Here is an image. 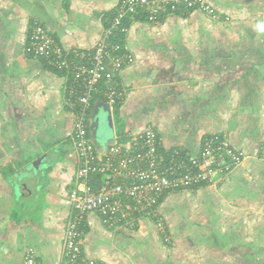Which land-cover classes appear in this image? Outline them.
I'll return each instance as SVG.
<instances>
[{
  "label": "crops",
  "instance_id": "obj_1",
  "mask_svg": "<svg viewBox=\"0 0 264 264\" xmlns=\"http://www.w3.org/2000/svg\"><path fill=\"white\" fill-rule=\"evenodd\" d=\"M117 1L0 0V264H62L78 169L66 78L25 52L31 24L64 50L90 48ZM208 2L216 19L192 10L128 24L134 61L119 76L121 101L107 104L112 131L96 99L88 132L102 152L149 127L160 151L189 155L222 134L242 160L214 185L165 193L164 230L148 214L131 228L86 214L83 264H264V0Z\"/></svg>",
  "mask_w": 264,
  "mask_h": 264
},
{
  "label": "built area",
  "instance_id": "obj_2",
  "mask_svg": "<svg viewBox=\"0 0 264 264\" xmlns=\"http://www.w3.org/2000/svg\"><path fill=\"white\" fill-rule=\"evenodd\" d=\"M192 10L213 19L218 16L208 0H118L90 48L64 50L43 25L31 24L25 52L64 73L65 104L74 115L70 140L78 169L75 186L68 192L70 213L65 224L62 264H83L80 240L86 214L96 212L107 225L129 228L148 214L155 216L157 228L164 230L155 208L165 193L214 185L240 164L242 156L222 134L206 136L196 155L179 149L167 154L160 151L159 138L149 127L133 134L127 142L115 141L102 152L89 136L93 102L102 99L114 106L123 97L119 76L134 61L121 42L128 24L137 17L156 23L170 14ZM259 157L264 159V141ZM26 264L34 262L27 258Z\"/></svg>",
  "mask_w": 264,
  "mask_h": 264
},
{
  "label": "water",
  "instance_id": "obj_3",
  "mask_svg": "<svg viewBox=\"0 0 264 264\" xmlns=\"http://www.w3.org/2000/svg\"><path fill=\"white\" fill-rule=\"evenodd\" d=\"M108 105L107 103L104 104V112H106L104 118H103V126L106 128V130L108 132H111L112 131V126H111V116H110V113H109V110H108ZM108 140H112L111 137H108L106 142ZM44 156L38 158L37 160L31 162V164L29 165L30 168H33V169H37L38 166L41 164V162L44 160Z\"/></svg>",
  "mask_w": 264,
  "mask_h": 264
},
{
  "label": "trees",
  "instance_id": "obj_4",
  "mask_svg": "<svg viewBox=\"0 0 264 264\" xmlns=\"http://www.w3.org/2000/svg\"><path fill=\"white\" fill-rule=\"evenodd\" d=\"M179 14V13H178ZM137 19H141L140 17H137ZM142 20V19H141ZM121 42H123L122 38H121Z\"/></svg>",
  "mask_w": 264,
  "mask_h": 264
}]
</instances>
